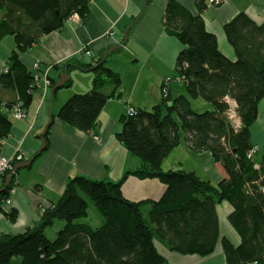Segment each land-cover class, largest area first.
I'll return each mask as SVG.
<instances>
[{"label":"trees","instance_id":"trees-1","mask_svg":"<svg viewBox=\"0 0 264 264\" xmlns=\"http://www.w3.org/2000/svg\"><path fill=\"white\" fill-rule=\"evenodd\" d=\"M90 1L0 0V41L12 37L15 44L0 70V146L11 132L9 111L19 106L27 113L39 84L19 55L62 30L74 15L84 20ZM194 3L201 13L208 0ZM163 25L181 46L175 77L182 80L184 93L174 99L162 96L150 110L135 108L134 115L122 116L117 139L141 165L118 181L70 178L36 224L22 233L0 235V264H10L13 258L18 264H164L155 243L179 255L207 257L218 242L226 264H264V154L257 163L250 140L264 98V25L239 13L223 26L234 60L220 52L200 14L175 0L166 1ZM63 68L67 73L91 72L93 80L91 89L70 96L56 117L81 132H95L107 101L121 97V78L102 58L95 63L70 60ZM50 83L52 88L56 82ZM70 84L68 80L63 87ZM190 99H200L211 109L197 113ZM228 100L237 108L239 126L228 120ZM182 143L221 166L225 179L217 187L191 172L163 170V160ZM8 174L0 178V188ZM130 176L158 180L165 187L163 194L154 201L125 199L121 187ZM13 184L0 193V211ZM221 202L232 206L228 221L240 236L237 246L219 234L216 206ZM89 206L100 218L98 227L81 221ZM4 215L13 221L16 212ZM55 221L63 226L50 240L45 230Z\"/></svg>","mask_w":264,"mask_h":264},{"label":"crops","instance_id":"crops-1","mask_svg":"<svg viewBox=\"0 0 264 264\" xmlns=\"http://www.w3.org/2000/svg\"><path fill=\"white\" fill-rule=\"evenodd\" d=\"M166 1L91 0L84 20L68 21L62 30L44 36L37 45L19 55L28 69L38 64L39 72H46L50 82H57L62 74H66L71 84L57 90L51 99V88L38 86L32 92V104L26 117L13 120L9 116L12 128L7 139L1 143L0 154L8 157L22 155L23 161L17 164L35 155L41 145L39 135L47 125L49 115L52 118L46 133L45 150L29 168L15 175L11 203L6 205L3 202L1 205L0 235L22 233L36 224L42 210L62 195L67 181L74 176L118 181L126 171L135 170L141 165L140 160L117 139V134L122 129L121 118L126 115L127 107L150 110L158 105L162 100L163 81L176 74V57L181 46L165 31L163 14ZM175 1L190 13L200 14L206 30L216 37L218 49L231 60L235 55L226 40L223 26L239 13L264 25V0H220L219 5L209 2L201 13L194 0ZM14 48L12 37L0 41V70ZM84 48L90 52V57L80 54ZM107 53L105 65L121 78V97L107 101L99 115L95 132H81L59 120L56 113L70 96L91 89L93 74L77 69L67 73L63 65L70 60L89 63L103 58ZM110 90V86L105 88L106 93ZM183 93L182 82H169V99ZM192 100L197 102L200 99ZM239 125L240 122L236 126ZM250 140L256 148V155L264 154V98L258 105L257 119L250 127ZM256 162L259 160L256 159ZM162 168L165 171L194 173L214 187L225 179L221 166L207 153H193L183 143L163 160ZM164 189V185L156 179L130 176L123 183L121 192L125 199L132 202L154 201L161 197ZM216 210L220 236L235 246L239 245L240 236L228 221L232 206L228 202H221ZM8 211L16 212L13 221L4 215ZM155 248L165 259L164 264H226L220 242L207 257L179 255L159 243H155ZM18 263L14 258L10 262Z\"/></svg>","mask_w":264,"mask_h":264},{"label":"built area","instance_id":"built-area-1","mask_svg":"<svg viewBox=\"0 0 264 264\" xmlns=\"http://www.w3.org/2000/svg\"><path fill=\"white\" fill-rule=\"evenodd\" d=\"M209 2L214 4V5H219L221 3L220 0H208V4H209ZM71 20L72 21L73 20L78 21L79 18L77 15H74ZM110 35L113 36L114 33L111 32ZM80 54H83L87 57L91 56L90 52L88 50H86V48H84ZM91 62L95 63L96 60H92ZM32 70L35 72L36 80L39 83L38 86H42L45 89L49 88L51 83H50L49 78L46 75V72L45 73L39 72V65L38 64H34L32 67ZM173 80L182 82V80L180 78L175 77V76L173 78L168 77L167 79H165L162 83V86H161V95L163 97L167 96L168 84H169V82H171ZM228 102L231 105V107H232V105L235 106V104L230 102L229 100H228ZM134 114H135V108L134 107H127L126 115L132 116ZM26 115H27V113L24 110H22L19 106H14L9 111V116L13 120H22L26 117ZM227 117L233 126L237 125V123H235L236 116H235V110L234 109H232V108L229 109V111L227 112ZM21 161H23L22 155H15V156L8 157V156H4V155L0 154V178L9 172L11 173L14 166ZM12 193H13V191L9 192V197L6 200H4V204L10 205V203H11L10 196Z\"/></svg>","mask_w":264,"mask_h":264},{"label":"water","instance_id":"water-1","mask_svg":"<svg viewBox=\"0 0 264 264\" xmlns=\"http://www.w3.org/2000/svg\"><path fill=\"white\" fill-rule=\"evenodd\" d=\"M114 50H115V48L112 49V51H114ZM107 55H108V53L103 56L102 61L105 60V58L107 57ZM67 80H69V77L66 74H62L59 77L58 81L53 85V87L50 90V99H51L52 95L54 94V92H56L57 90L61 89L64 86V84L67 82ZM49 114H50V112H49ZM51 118H52V116L49 115V121H48L47 125L45 126L43 132L39 135V140L41 142V145H40V148L38 149V151L29 160L24 161V162H22L20 164H16L14 166L12 172L6 176V179H5L2 187L0 188V193L3 192L10 185V183L13 180V178L15 177V175L20 170L29 168L31 166V164L33 163V161L35 160V158L37 156H39L40 153L45 150V135L47 133L48 127L51 124Z\"/></svg>","mask_w":264,"mask_h":264},{"label":"rangeland","instance_id":"rangeland-1","mask_svg":"<svg viewBox=\"0 0 264 264\" xmlns=\"http://www.w3.org/2000/svg\"><path fill=\"white\" fill-rule=\"evenodd\" d=\"M189 101H190V105H191L192 110L197 112V113L205 112V111H208V110L211 109V106L208 103H206V102H204L202 100H198L197 102H194V100L190 99ZM231 108L235 110V116H236L235 123H238L239 122V118H238V115H237V108L234 105H232ZM256 159L257 160L260 159V154L257 155ZM87 213H88L87 218L86 219H82L81 221L91 225L93 228L98 227L100 225V218L98 217L96 211L92 208V206L88 207ZM62 226H63L62 222L55 221L53 226L48 227L45 230L46 236L50 240L54 239L56 232L58 230H60L62 228Z\"/></svg>","mask_w":264,"mask_h":264}]
</instances>
